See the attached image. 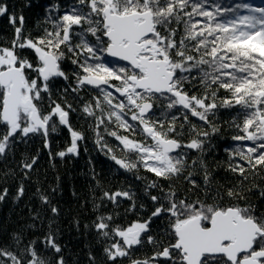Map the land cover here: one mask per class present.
<instances>
[{
    "label": "snow or ice",
    "instance_id": "6c2138e0",
    "mask_svg": "<svg viewBox=\"0 0 264 264\" xmlns=\"http://www.w3.org/2000/svg\"><path fill=\"white\" fill-rule=\"evenodd\" d=\"M7 11L0 4V15ZM10 22L16 24V17H10ZM48 22L51 29L32 38L23 35L24 18L20 16L11 46L0 45V128L4 129L0 132V156L18 138L30 134L41 133L48 147L47 137L58 125L67 127L71 142L57 155L78 154V142L85 136L69 123L72 106L67 104L66 110L51 100L54 79H68L62 69L66 58L77 68L72 91L91 86L98 92L82 108L95 120L97 145L107 149L110 159L126 171L142 166L157 178L179 179L189 167L188 154L179 150L204 152L212 133L220 131L214 123L217 112L235 109L230 123L238 130L232 136L237 143L225 149L228 169L240 177L235 187L224 195L217 192L218 200L208 203L178 197L171 183L165 189L151 181L147 188H159L160 194L150 195L154 210L147 219L113 226V215H101L94 227L104 239L119 238L104 248L112 264L118 257H127L130 264H155L158 260L160 264H264V212L239 203L246 197L237 190L250 175L264 173V6L246 2L224 6L217 0H75L70 10L58 18L49 16ZM74 39L77 42L73 43ZM25 49L34 53V61L21 55ZM105 55L113 61H106ZM197 83L203 92L190 93L186 86L195 88ZM221 89L229 95L220 98ZM45 94L51 101L47 113L40 106ZM173 111L183 115L179 132ZM189 114L211 131H200L193 124L188 129L193 138L183 143L176 137L182 136L190 123ZM56 118L58 125L53 122ZM112 123L116 130L108 127ZM102 126L107 136L119 142L124 155L117 156L108 146ZM138 135L143 138L137 139ZM35 163V157L31 162L20 161L26 176ZM196 163L193 160L192 166ZM200 163L204 166L203 160ZM191 176L188 172L184 179L196 187ZM209 177L205 170L206 185ZM23 193L21 185L18 197ZM120 198L133 199L129 191L117 190L104 191L101 201L118 205ZM260 198L264 199V189ZM41 199L49 202L47 196ZM224 199L237 203L224 205ZM136 207L133 202L126 211ZM139 207L144 209L143 204ZM51 210L57 212L55 207ZM161 217L165 218L163 227L157 235L150 234L153 222ZM13 239L16 245L21 243L19 235ZM145 243L157 249L153 255L132 258L134 249ZM35 244L29 242L20 256L0 247V264H52ZM45 244L56 254L61 252L53 233L45 237ZM25 254L26 262L21 258ZM55 264H65L63 256Z\"/></svg>",
    "mask_w": 264,
    "mask_h": 264
},
{
    "label": "trees",
    "instance_id": "16d2710c",
    "mask_svg": "<svg viewBox=\"0 0 264 264\" xmlns=\"http://www.w3.org/2000/svg\"><path fill=\"white\" fill-rule=\"evenodd\" d=\"M74 2L75 0H0V4L6 6L8 10L7 14L0 15V45L11 46L15 27L20 26V16L24 18L23 35L36 38L44 34L45 28L51 29L52 25L48 22L49 16L58 18L64 11L70 10ZM217 2L224 6L242 2L264 6V0H217ZM241 12L244 14V10ZM13 16L16 17V24L10 22V17ZM75 42L77 41L74 39L73 43ZM21 55L35 60L34 53L30 49L23 50ZM104 59L113 61V58L107 55ZM62 69L68 75V79L65 80L62 77L54 79L51 100L65 108L67 104L72 106V110L69 111V123L73 129L83 132L85 139L78 142V154L68 153L64 157L58 156L57 153L65 151L70 145L71 137L67 128L58 125V118H56L53 122L58 125L57 131L49 133L48 147H45V137L41 133L30 134L25 139L18 138L6 154L0 156V195H4V199L0 200V247L7 248L20 256V250L29 242L35 241V247L40 255L51 260L52 264H55L59 256H63L65 264H112L107 259L104 248L119 238L113 237L112 240H107L99 236L94 227L97 217L113 215V226L115 224L127 226L137 219H147L154 210L150 195L160 194L159 188H147L149 182L156 181L165 189L171 183L178 197L188 196L191 200L203 199L208 203L218 200L217 192L224 195L229 188L238 184L240 177L228 169L230 161L225 151L226 148L237 143L232 140V136L238 134V130L230 123L236 116L235 109H220L217 112L214 123L220 131L212 133L210 145L204 152L186 148L179 150L188 154L189 167L179 179L166 181L157 178L142 166L126 171L110 159V155L106 154L107 149H102L96 143L97 137L93 131L94 118L87 117L82 111L83 105L86 102H92V98L97 96L98 92L91 86L72 91L76 87L73 72L77 68L71 63V58L63 60ZM186 87L190 93L203 92L202 86L198 83L195 88L191 85ZM115 95L118 97L119 94ZM227 95L229 94L223 89L218 92L220 98ZM50 103L45 94V99L40 105L42 112L47 113L51 110ZM97 114L99 115V112ZM172 115L178 117L176 126L179 132L180 124L184 123L183 115L177 111H173ZM210 119L213 118L210 117ZM189 121L190 123L185 125L183 135L176 137L183 143L193 138L194 133L188 131L193 124L200 131H211L202 121L191 117L190 114ZM239 122L242 123V118ZM108 127L116 130L114 123L108 124ZM3 131L4 129L0 128V132ZM100 131L108 146L114 149L115 154L124 155L119 142L107 136L103 132V126ZM119 131L123 134V130ZM142 138L140 135L137 136V139ZM33 157L36 158V163L26 176L27 170L21 168L20 161L27 159L31 162ZM193 160L197 161L195 166H192ZM201 160L204 166L201 165ZM205 170L210 173L208 185L205 184ZM188 172L192 173L190 179L195 181L196 187L189 180L184 179ZM21 185H23L24 193L18 197V189ZM253 185H259V187H253ZM5 189H7L6 195ZM261 189H264V173L255 177L250 175L242 188L237 189L246 197V200L239 203L252 204L258 212H264V199L260 198ZM117 190L129 191L133 199L120 198L118 205L107 199L101 201L104 191L112 193ZM41 196H47L49 202L44 203ZM133 202L137 206L136 209L126 211ZM222 203L228 205L237 201L224 199ZM141 204L144 205V209H140ZM52 207L57 209L55 214L51 210ZM164 219L161 217L153 222L150 234L157 235L159 229L163 227ZM50 232L54 234L56 242L61 247L59 254L45 244V237ZM14 235L21 237L19 245H16L13 239ZM156 250L153 245L145 243L134 249L132 258H148ZM21 258L26 262L28 255L25 254ZM3 259L7 260V258ZM7 264L12 262L7 261ZM115 264H130V260L127 257H118Z\"/></svg>",
    "mask_w": 264,
    "mask_h": 264
},
{
    "label": "flooded vegetation",
    "instance_id": "af4514ba",
    "mask_svg": "<svg viewBox=\"0 0 264 264\" xmlns=\"http://www.w3.org/2000/svg\"><path fill=\"white\" fill-rule=\"evenodd\" d=\"M161 259H162V258H161ZM159 263H160V261H159V260L155 262V264H159Z\"/></svg>",
    "mask_w": 264,
    "mask_h": 264
},
{
    "label": "water",
    "instance_id": "95a60500",
    "mask_svg": "<svg viewBox=\"0 0 264 264\" xmlns=\"http://www.w3.org/2000/svg\"><path fill=\"white\" fill-rule=\"evenodd\" d=\"M109 57V56H108ZM111 58V57H110ZM65 128H67L66 126H64Z\"/></svg>",
    "mask_w": 264,
    "mask_h": 264
}]
</instances>
